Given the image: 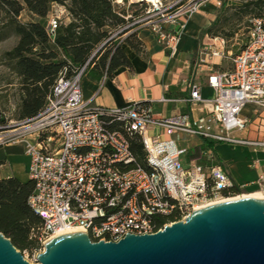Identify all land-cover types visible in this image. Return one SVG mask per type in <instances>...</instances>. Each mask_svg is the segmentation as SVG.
I'll list each match as a JSON object with an SVG mask.
<instances>
[{
    "label": "built area",
    "instance_id": "2783aa9c",
    "mask_svg": "<svg viewBox=\"0 0 264 264\" xmlns=\"http://www.w3.org/2000/svg\"><path fill=\"white\" fill-rule=\"evenodd\" d=\"M112 2L123 5L122 0ZM128 4H139L145 11L121 31L136 25L147 28L173 56L191 18L207 5L221 7L222 0H128ZM61 13L53 11L47 20L51 36L65 11ZM124 19L128 21L127 15ZM224 45L223 39L214 38L198 50L196 66L205 70L206 85L214 95L204 100L201 86L190 84L184 102L191 113L201 112L191 123L155 118L143 102L123 108L92 106L82 99L83 69L73 77L63 73L58 78L44 109L20 122L15 132L19 139L15 143L23 145L29 158L33 189L27 205L42 221V247L55 234L69 231L86 233L92 242L154 234L194 211L244 195L245 186L236 185L214 162L210 148L200 161L183 162L184 152L169 146L175 134H183L264 148V142L235 136L247 128L242 117L247 105L264 109V16L248 21L246 42L230 58L231 68L216 72L214 60L227 56ZM134 146L140 147L141 155L135 154ZM257 183L264 193V175Z\"/></svg>",
    "mask_w": 264,
    "mask_h": 264
},
{
    "label": "trees",
    "instance_id": "16d2710c",
    "mask_svg": "<svg viewBox=\"0 0 264 264\" xmlns=\"http://www.w3.org/2000/svg\"><path fill=\"white\" fill-rule=\"evenodd\" d=\"M53 5L64 9L66 22L61 20L51 36L47 20ZM24 11L37 20L19 22ZM125 16L124 10L112 0H0V41L7 31L18 38L15 47L5 52L2 59L19 79V121L31 120L44 109L63 73L69 78L82 69V76L96 69L101 76H111L120 67H130L121 50L122 43H115L110 34L111 30L118 32L128 24L130 20L126 21ZM215 25L213 21L201 37L212 35ZM124 43L136 53L142 52L135 33L127 36ZM133 148L135 154L141 155L139 146ZM32 189L30 181L0 180V233L20 251L42 248L39 241L42 221L27 205Z\"/></svg>",
    "mask_w": 264,
    "mask_h": 264
},
{
    "label": "crops",
    "instance_id": "0c3cea01",
    "mask_svg": "<svg viewBox=\"0 0 264 264\" xmlns=\"http://www.w3.org/2000/svg\"><path fill=\"white\" fill-rule=\"evenodd\" d=\"M209 7L214 8L211 5L203 7L186 24L173 56L156 42L149 29L136 32L142 52L136 53L124 42L125 48L121 47L130 67H120L111 76H101L98 70L90 69L81 77L82 99L91 102L92 106L104 108H123L130 102H143L150 106L155 118L191 123L201 112L191 113L189 104L184 102L190 96V84L194 82L201 86L200 94L204 100L214 95L206 85L205 70L196 66L200 46L211 42L208 35L201 37L214 20V11H210ZM57 9L64 11L62 7L53 5L49 17ZM220 63V60L214 61V71H223ZM162 99L177 102L165 103ZM242 117L247 121V128L235 136L248 142H264V109L247 105ZM171 140L170 150L183 151V162L189 159L200 161L203 151L210 148L214 162L223 166L236 185L245 186L249 194L259 191L257 182L264 175V148L230 146L183 134H175ZM28 159L23 145L0 146V180L15 178L21 183L28 182Z\"/></svg>",
    "mask_w": 264,
    "mask_h": 264
},
{
    "label": "water",
    "instance_id": "95a60500",
    "mask_svg": "<svg viewBox=\"0 0 264 264\" xmlns=\"http://www.w3.org/2000/svg\"><path fill=\"white\" fill-rule=\"evenodd\" d=\"M36 263L264 264V198L226 200L154 234H126L118 242L64 234L43 245ZM0 264H30L1 233Z\"/></svg>",
    "mask_w": 264,
    "mask_h": 264
},
{
    "label": "rangeland",
    "instance_id": "374dc122",
    "mask_svg": "<svg viewBox=\"0 0 264 264\" xmlns=\"http://www.w3.org/2000/svg\"><path fill=\"white\" fill-rule=\"evenodd\" d=\"M122 1L123 5H120L119 8L124 10L125 15H127V20H130L128 24H132L145 10L143 7L139 6V4L129 5L128 0ZM171 1L173 0H164V2ZM224 4L225 5L217 9L209 7L210 11H214L213 21L216 22V25L212 35L208 37L211 39L221 38L225 41L224 51L227 56L225 59L221 60L220 63V69L225 71L231 68L230 58L237 54L246 42L248 21L254 16L264 15V0H224ZM56 12L57 14H62L61 9H57ZM64 18L65 16L63 13L61 17L62 22H66ZM18 20L21 23H27L37 19L32 18L24 11ZM141 29L145 28H138L136 25L129 27L127 33L121 36H118V33L122 32V29L118 32L111 30L110 34L115 43H122L121 47L125 48L123 42L127 38V35L136 33ZM17 40L18 38L12 32L7 31L5 37L0 41V119H2L3 122L0 124V146L10 144L22 145L21 143H15V141L19 140L15 132L18 130V124L22 122L19 121L17 117L18 105L21 98L19 79L2 59L5 52L15 47ZM214 61L216 62L218 59ZM255 193H257V191L251 192L250 194ZM242 194L249 195V192L245 191ZM17 251L21 253L23 258L30 264H37L36 256L43 251V247L40 249L33 248Z\"/></svg>",
    "mask_w": 264,
    "mask_h": 264
},
{
    "label": "bare ground",
    "instance_id": "6f19581e",
    "mask_svg": "<svg viewBox=\"0 0 264 264\" xmlns=\"http://www.w3.org/2000/svg\"><path fill=\"white\" fill-rule=\"evenodd\" d=\"M147 1H154V0H147ZM262 195V196H261ZM246 197H250V198H264V193H260V192H257V193H255V194H249V195H243V196H240V197H238V198H246ZM73 232H77V231H69V232H67V233H57V234H55L54 236H52L51 237V239H53V238H56V237H59V236H61V235H63V234H68V233H73Z\"/></svg>",
    "mask_w": 264,
    "mask_h": 264
}]
</instances>
